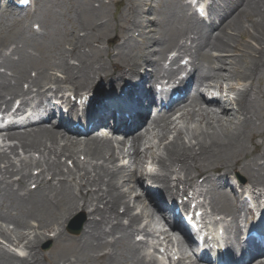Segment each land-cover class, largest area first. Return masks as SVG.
I'll list each match as a JSON object with an SVG mask.
<instances>
[{
    "label": "bare ground",
    "instance_id": "obj_1",
    "mask_svg": "<svg viewBox=\"0 0 264 264\" xmlns=\"http://www.w3.org/2000/svg\"><path fill=\"white\" fill-rule=\"evenodd\" d=\"M35 1L34 11L20 8L23 16L19 20L9 19L3 12L14 0H0V104L8 107L13 99L34 92L40 101L48 100V92H54L48 89L49 85L56 87V94L64 86H70V93L80 99L87 95L96 99L98 88L104 83L112 87L111 91L120 85H131L125 94L124 102H127L121 107L131 121L123 123L134 124L135 132L145 127L118 143L123 148L132 145L129 153L121 152L129 160L123 166L117 164L119 159L113 146L114 138L120 135L111 124V120L119 123L121 119L113 115L84 119L81 124L87 125V130L83 137L71 136L60 130L70 126V114L77 109L68 100L62 102L71 105L69 118L61 113L57 127L51 128V123L3 135L2 138L17 144L8 147L9 154L0 152V222L11 224L15 230L32 223L41 228L92 206L91 220L79 239L70 242L77 249L71 264H156L144 252L150 239L153 241L160 234L166 236L167 244L173 241L163 231L158 211L173 215L169 203L176 206L198 179L204 178L202 187L209 196V205L226 218H237L247 203L241 204L243 192L238 193L229 175L238 171L244 174L250 187L247 190L254 191V196L264 188V0H226L225 7L208 26L198 22L184 26L186 20L180 15L184 6L150 8L158 0L129 4V20L109 19L104 0H74L70 10L60 14L48 8L47 0ZM148 10L157 16L153 23L144 16ZM34 24L39 25V30L33 28ZM216 29L219 30L214 33ZM64 34L70 38L61 41ZM191 35L195 37L189 38L190 45L181 48L183 54L193 58L191 89L174 106L186 99L188 102L169 115V110L154 106L156 85H161L158 82L161 74L169 78L176 75L166 72L160 62L171 49L178 47L180 40ZM106 41L107 48L98 46ZM147 65L154 68L155 77L143 70ZM224 69L227 74L222 73ZM51 71H58L63 78L52 75ZM136 81L142 82L139 88L142 100L148 98L152 105L137 124L138 112H128L140 108L130 98L138 87ZM231 81H249L250 85L239 91L234 87L226 89L224 83ZM146 86H152L150 93L146 92ZM223 92H235V98L225 99ZM22 111L21 107L17 113ZM177 121L183 127L176 125ZM31 124L27 120L13 127ZM190 124L194 125L193 129H188ZM101 127L109 135H96ZM184 129L188 131V142L183 137ZM171 134L173 139L169 142ZM156 138L163 145L162 155H156L152 146L145 148ZM142 148L146 149L145 158ZM35 154L39 155L38 161L31 159ZM79 156L84 157L83 163ZM148 158L155 165L152 174H147ZM63 159L72 162L73 167H68ZM35 167L41 169L38 175L32 173ZM178 170L185 179H178V185L173 187L170 178ZM14 177H18L16 181H12ZM145 177L148 181L144 182ZM134 183H142L153 194L160 190L154 199L158 211L151 212L145 228L141 227L143 216L135 215L134 205L128 201ZM180 184L185 185L182 192ZM140 201L137 197L135 203ZM240 204L243 209L239 210ZM15 232L16 239H12L8 230L1 227L0 238L10 244H25L31 252L21 258L0 248V264H43L37 251L40 239L30 241L27 235ZM136 236L141 240L137 242ZM62 238L64 235L60 233L57 239ZM153 245L157 250V244ZM253 249H257L255 244ZM192 252L195 255L194 249ZM188 254L181 244L177 264H184ZM201 262L195 260L194 264ZM47 264L59 263L47 260ZM254 264H264V257Z\"/></svg>",
    "mask_w": 264,
    "mask_h": 264
},
{
    "label": "rangeland",
    "instance_id": "obj_2",
    "mask_svg": "<svg viewBox=\"0 0 264 264\" xmlns=\"http://www.w3.org/2000/svg\"><path fill=\"white\" fill-rule=\"evenodd\" d=\"M71 1L74 0H49L48 3V7L55 13H63L67 10H70V6H71ZM144 0H104V3L107 5V10H106V15L108 16L109 19H113L116 17H123L126 18L127 20L131 19L130 18V13H129V4L133 3V4H140L141 2H143ZM183 2V1H182ZM218 3H222L221 0H218ZM169 4H173V5H178L179 0H160L157 2H153L152 5L150 6V8H158V7H164L166 5ZM95 5L97 6L98 4L95 3ZM72 7V6H71ZM241 8V7H240ZM238 8V10L240 9ZM166 9V8H165ZM235 13H237V11ZM234 13V15H235ZM186 15V13H185ZM145 17L148 18V20L150 22H154L157 19V16L154 15V13L150 10H148L146 12V14L144 15ZM195 18V16L192 13L188 14V18ZM192 18V19H193ZM231 19V18H230ZM229 21V19H228ZM154 29V27H153ZM219 29L214 30V33H217ZM66 34H64V36L61 38V41H64L66 37L68 39V37L70 38V36H65ZM123 37H121L122 39ZM107 43V42H105ZM66 48L70 49L69 45L66 44ZM101 46V45H100ZM103 48H107V45L104 44L103 46H101ZM213 55L217 56L216 53H213ZM74 63V61L72 62ZM219 66V65H217ZM226 66H228V64H226ZM152 71V68H151ZM218 70H216L217 72ZM223 74H227V69H224L222 71ZM51 74L57 77L63 78V75L61 73H59L58 71H51ZM211 83V82H210ZM250 85L249 81H245V82H227L224 83V87L227 89L229 87H234L236 89V91H239L245 87H248ZM66 88L70 87V86H64ZM262 88L264 90V83L262 84ZM68 90V89H67ZM236 93L233 92H228V93H224L223 92V97L226 99H230L233 100L235 98ZM210 98V97H209ZM183 106V105H182ZM216 112H219L218 109H214ZM220 117H222V115L220 114V112L218 113ZM180 115L177 116V118ZM176 125H178L179 127H183V123L181 121H177ZM193 129L194 125L190 124L188 126V129ZM184 133L183 137L185 138V142H188L187 140V136H188V131L187 129H184ZM173 139V135H169V139L168 141L170 142ZM167 141V142H168ZM12 144H16L17 142L12 141ZM166 142V143H167ZM10 145V144H8ZM63 145V144H61ZM153 147V152L156 155H162L163 153V145H161L159 139H152L150 141V144H146V148L147 147ZM114 147L116 149L117 155L119 156V162L117 163L120 166L123 165H127L129 163V160H124V156H122V151L120 150V148H118L119 146L115 143ZM1 152H8V149L5 147H0ZM122 150H125L127 153L129 151H131L130 146L128 148H123ZM144 151L145 148H143L141 150V152H143V156L144 158L146 157L144 155ZM18 153L22 156L24 155L23 151L19 150ZM24 156H22L23 158ZM30 157V156H28ZM34 158H31L33 160L38 161L39 160V155H33ZM14 159V157H12ZM80 161L83 163L84 162V157L79 156ZM63 162H66L65 159L62 160ZM148 167H150V170H148L149 172H147V174H151L153 173L152 170L154 169V165H153V161L152 159L148 158ZM69 165L72 167L71 162H68ZM66 162V164H68ZM5 166V165H3ZM39 172H41V169L36 170V167L32 169V173L34 174H38ZM179 173V172H178ZM174 177H180L184 180L183 176H179L176 175ZM14 180H16V178H14ZM148 181L147 177H145L144 182ZM229 180L232 182V185L236 184L238 186V184L242 185L243 188H247V179L246 176L244 174H242L241 172H236L233 175L229 176ZM203 180H199L198 184H202ZM131 189L129 190V192L131 193L128 196V201H131L132 205L133 202L135 201V199L137 197H141L142 198V202L136 203L135 207L136 209H134V214H142L143 215V221L144 222H149L148 217L150 216L151 210L149 209L150 207V199L148 197L147 191L145 190V185L143 186L142 183H139L138 185L136 184H132L131 185ZM134 188V189H133ZM124 190L126 191L127 188H124ZM147 208L148 211L145 209ZM92 210V206H89V208L85 211H77L74 213V215L72 217L69 218H65L64 220L58 221L56 223H52V224H47V225H43L41 228H39V226L35 223H32L31 226L19 229V230H15V227L12 226L9 223H2L0 222V228H6L9 232V234H11L12 239H16V232L18 231L20 234H24L27 235L29 237V240L32 241L34 240L36 237H38L41 241V243L37 248L38 253L40 254L41 258L43 259V264H47V260L48 261H56L59 264H71L70 260L72 259V256L74 253L77 252L76 247L71 244V241L74 240H78L79 237L81 236L82 232L85 229V226L87 224V222L89 220H91V217L89 216L90 211ZM150 210V211H149ZM123 211V209L121 210ZM49 230V231H48ZM63 234L64 238H62L61 240L57 239V237L59 236V234ZM138 238V237H137ZM140 239V238H139ZM177 247V245L175 246V248ZM0 248L3 249L5 252H7L8 254L11 255H15V256H20L23 258H26L29 256L31 250L28 249L25 244L23 245H18L17 243H7L6 241H4L2 238H0ZM188 249V247H187ZM189 250V249H188ZM145 252H147L148 254L150 253L152 255V253L154 252L153 249L150 248H146L145 247ZM154 259L158 262L156 264H175V262L173 261L174 258L168 260L166 257H163L162 255H159L158 253H154ZM188 256V255H187ZM191 258H187L184 264H194V259L192 258V255H190ZM177 257H175V261H176Z\"/></svg>",
    "mask_w": 264,
    "mask_h": 264
}]
</instances>
